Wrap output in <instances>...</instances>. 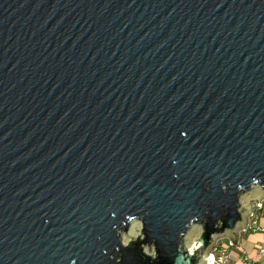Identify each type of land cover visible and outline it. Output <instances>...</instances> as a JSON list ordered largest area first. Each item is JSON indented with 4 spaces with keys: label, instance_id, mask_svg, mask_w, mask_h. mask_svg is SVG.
Segmentation results:
<instances>
[{
    "label": "water",
    "instance_id": "1",
    "mask_svg": "<svg viewBox=\"0 0 264 264\" xmlns=\"http://www.w3.org/2000/svg\"><path fill=\"white\" fill-rule=\"evenodd\" d=\"M260 199L264 0H0V264H211Z\"/></svg>",
    "mask_w": 264,
    "mask_h": 264
},
{
    "label": "crops",
    "instance_id": "2",
    "mask_svg": "<svg viewBox=\"0 0 264 264\" xmlns=\"http://www.w3.org/2000/svg\"><path fill=\"white\" fill-rule=\"evenodd\" d=\"M260 202L259 207L250 203L249 208L254 211L256 224L253 226L246 225L243 230L238 231L236 246L228 249L230 264H244L245 259L243 257L252 258L254 261L252 264H264V254H260V256L256 254L259 246L264 247V200L260 199ZM225 241H227L226 238ZM223 242L224 238L216 244L221 245Z\"/></svg>",
    "mask_w": 264,
    "mask_h": 264
},
{
    "label": "built area",
    "instance_id": "3",
    "mask_svg": "<svg viewBox=\"0 0 264 264\" xmlns=\"http://www.w3.org/2000/svg\"><path fill=\"white\" fill-rule=\"evenodd\" d=\"M260 204L261 202L259 201V205L255 207H259ZM250 210H251V214L247 216V221H248L246 224L247 226H253L256 224V217L254 215V211L252 209ZM230 248H234V245L228 242V238H227V242L225 241L221 243V245H217L215 242L214 245L206 251L209 255H211V264H230V258L228 253L229 252L228 249ZM256 254L257 256H260V254H264V247L259 246ZM243 259H245L244 264L254 263L252 258L243 257Z\"/></svg>",
    "mask_w": 264,
    "mask_h": 264
},
{
    "label": "rangeland",
    "instance_id": "4",
    "mask_svg": "<svg viewBox=\"0 0 264 264\" xmlns=\"http://www.w3.org/2000/svg\"><path fill=\"white\" fill-rule=\"evenodd\" d=\"M138 232H139V225H138L137 222H133L131 224L127 234H126V238L129 239L131 237H134V236H136L138 234ZM126 238L124 239V241H126ZM223 238H224V242H225V238L226 237L218 238V240H215V242H221V240H223Z\"/></svg>",
    "mask_w": 264,
    "mask_h": 264
}]
</instances>
